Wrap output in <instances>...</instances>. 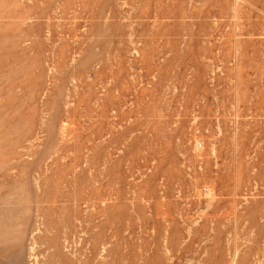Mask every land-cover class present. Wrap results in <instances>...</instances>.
Here are the masks:
<instances>
[{"label": "rangeland", "instance_id": "obj_1", "mask_svg": "<svg viewBox=\"0 0 264 264\" xmlns=\"http://www.w3.org/2000/svg\"><path fill=\"white\" fill-rule=\"evenodd\" d=\"M0 264H264V0H0Z\"/></svg>", "mask_w": 264, "mask_h": 264}, {"label": "bare ground", "instance_id": "obj_2", "mask_svg": "<svg viewBox=\"0 0 264 264\" xmlns=\"http://www.w3.org/2000/svg\"><path fill=\"white\" fill-rule=\"evenodd\" d=\"M45 206V205H44ZM66 235H68V234H66ZM234 260V259H233Z\"/></svg>", "mask_w": 264, "mask_h": 264}]
</instances>
